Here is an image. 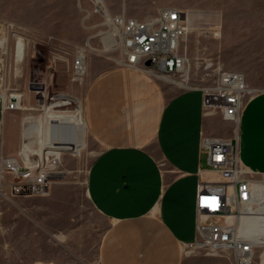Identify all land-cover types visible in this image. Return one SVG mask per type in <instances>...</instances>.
<instances>
[{
	"label": "rangeland",
	"instance_id": "374dc122",
	"mask_svg": "<svg viewBox=\"0 0 264 264\" xmlns=\"http://www.w3.org/2000/svg\"><path fill=\"white\" fill-rule=\"evenodd\" d=\"M101 1L104 4L96 0H0V39H4L1 88L22 93L21 108L4 116L0 153L20 151L29 117L39 120V135L46 140L45 130L52 127L56 116L79 115L88 78L107 66L104 58L115 64L118 51H102L103 40L97 34L100 27L92 26L101 20L96 6L139 19L155 16L162 7L190 9L191 31L181 44L189 65L183 74L157 76L160 81L174 90L201 87L212 83L217 70H235L244 74L252 90L243 107L251 97L264 92V0ZM76 13L84 27L81 34L71 30ZM15 31L24 42L18 60L14 58L19 37ZM80 53L84 61L78 73L74 61ZM208 62H212L209 67ZM212 116L216 134L235 137L243 153H249L244 123L239 120L236 130L235 122L223 120L219 114ZM81 141L75 151H56V172L46 194L15 196V202L2 207L0 264H28L31 259H45L48 264H95L98 242L108 221L87 196L86 176L100 146L86 128ZM246 168L248 178L264 183V173ZM262 253L264 246L255 247V264H264ZM226 259L222 264H228Z\"/></svg>",
	"mask_w": 264,
	"mask_h": 264
},
{
	"label": "crops",
	"instance_id": "0c3cea01",
	"mask_svg": "<svg viewBox=\"0 0 264 264\" xmlns=\"http://www.w3.org/2000/svg\"><path fill=\"white\" fill-rule=\"evenodd\" d=\"M174 7L193 19L190 9ZM79 18L72 19L76 34L84 28ZM102 61L107 66L83 91L78 131V147L85 128L100 146L86 176L87 196L108 221L95 264H222L224 254L185 250L197 238V192L219 179L202 148L203 136L217 135L213 116L203 112L202 89L174 90L143 70ZM239 120L249 147L243 153L239 145L241 160L264 173V92L247 101ZM16 197L0 195V220ZM35 263L48 264H28Z\"/></svg>",
	"mask_w": 264,
	"mask_h": 264
},
{
	"label": "built area",
	"instance_id": "2783aa9c",
	"mask_svg": "<svg viewBox=\"0 0 264 264\" xmlns=\"http://www.w3.org/2000/svg\"><path fill=\"white\" fill-rule=\"evenodd\" d=\"M102 8L95 9L101 20L92 26L100 27L97 34L103 40L102 51H118L117 64L140 69L156 77L186 71L189 59L181 44L191 27L185 11L174 6L162 7L155 16L139 19L127 16L124 11L112 13L105 6ZM18 36L15 52L18 39L23 41L19 33ZM14 58L17 59L16 53ZM147 60L149 64H146ZM83 61L84 54L80 53L74 61L76 72H82ZM211 65L212 62L207 63V67ZM2 82L0 77V142L5 114L21 108L22 102V93L3 91ZM200 88L204 114H219L223 120L233 123L237 119L239 121L244 98L252 91L243 73L222 69L217 70L212 83ZM32 138V134L25 130L24 141L17 154L0 153V195L29 196L48 192L51 177L56 172L58 154L47 145L37 150L30 148H35V143L25 147ZM202 148L206 152L207 163L217 171L219 179L202 184L197 192V238L188 242L185 250L229 254L231 264H255V247L264 245V233L258 236L254 225L243 230L242 218L253 221L262 214L264 188L253 187V180L246 176L248 170L241 160L239 142L235 137L206 135L202 137Z\"/></svg>",
	"mask_w": 264,
	"mask_h": 264
},
{
	"label": "bare ground",
	"instance_id": "6f19581e",
	"mask_svg": "<svg viewBox=\"0 0 264 264\" xmlns=\"http://www.w3.org/2000/svg\"><path fill=\"white\" fill-rule=\"evenodd\" d=\"M96 1H99V0H96ZM99 2L103 3V1H99ZM96 8L97 10L103 9V8H100L99 6H96ZM186 20L187 22H189V15H187V13H186ZM18 40L19 41H18V45L16 49L17 60L20 58L19 55L22 54L23 52L22 50L24 46V42L22 41V38H19ZM3 43H4V39H0L1 46L4 45ZM78 116L79 115L76 114L75 112L73 113L68 112L64 115L56 116L55 121L52 122V127L48 128V130H45L46 140H43L41 135H39V132L41 130L39 120L29 117L28 119L29 124L26 126V132L34 135V138L29 139L25 147H29L31 145H34V143H36L35 148L34 147H30V148L37 150L41 148V146L44 144V145L49 146L51 150H54L55 152L58 150L75 151L79 144L78 142V139H79L78 137V131H79ZM235 125H236V130H237L238 119L235 121ZM252 185L253 187L257 189L264 188V183L260 181H253ZM260 210L259 211L262 212V214H260L256 220L252 221L248 218H242L243 230L250 229L251 225H254L253 228L255 227V231H256V234H258V236H261V234L264 233V206H261ZM262 255H264V253H262Z\"/></svg>",
	"mask_w": 264,
	"mask_h": 264
},
{
	"label": "water",
	"instance_id": "95a60500",
	"mask_svg": "<svg viewBox=\"0 0 264 264\" xmlns=\"http://www.w3.org/2000/svg\"><path fill=\"white\" fill-rule=\"evenodd\" d=\"M146 64H149V60L146 61Z\"/></svg>",
	"mask_w": 264,
	"mask_h": 264
}]
</instances>
